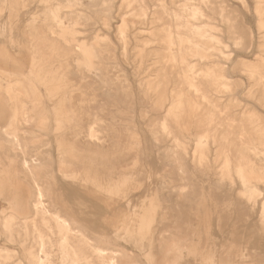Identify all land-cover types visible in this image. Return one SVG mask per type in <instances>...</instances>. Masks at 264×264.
Listing matches in <instances>:
<instances>
[{
  "label": "rangeland",
  "instance_id": "obj_1",
  "mask_svg": "<svg viewBox=\"0 0 264 264\" xmlns=\"http://www.w3.org/2000/svg\"><path fill=\"white\" fill-rule=\"evenodd\" d=\"M135 1L0 0V264H35L45 254L69 264L53 214L80 232L67 241L82 247L74 248L82 263L264 264V0H207L202 19L198 0ZM204 24L214 40L179 54L186 37L198 40L188 30ZM19 83L35 98L23 97ZM173 96H181L177 116L167 112ZM11 127L20 140L6 144ZM239 170L260 193L256 204ZM35 191L53 230L35 212ZM34 229L49 236L41 252Z\"/></svg>",
  "mask_w": 264,
  "mask_h": 264
},
{
  "label": "bare ground",
  "instance_id": "obj_2",
  "mask_svg": "<svg viewBox=\"0 0 264 264\" xmlns=\"http://www.w3.org/2000/svg\"><path fill=\"white\" fill-rule=\"evenodd\" d=\"M134 1V0H133ZM136 1H138V0H136ZM135 1V2H136ZM186 1V0H185ZM196 1V0H195ZM206 1L207 0H198V3H197V5L194 7V17L196 16L197 18H199V19H202L203 17H205L204 16V9H205V4H207L206 3ZM140 2V1H139ZM190 2V1H189ZM133 3V2H132ZM136 3H138V2H136ZM135 3V4H136ZM134 4V3H133ZM185 4V3H184ZM192 4V3H191ZM194 4H195V2H194ZM186 5V4H185ZM188 7L190 6L189 4L187 5ZM144 7V6H143ZM184 7V6H183ZM208 7V6H207ZM220 7V6H219ZM139 8V7H138ZM221 8H223V10H224V6L223 7H221ZM145 9V8H144ZM144 9H141V10H144ZM183 9V8H182ZM186 9V8H185ZM189 9V8H188ZM191 10V9H190ZM222 9H221V13H222V11H223ZM143 13H144V11H142ZM146 12V11H145ZM185 12V11H184ZM190 12V11H189ZM225 12V11H224ZM134 13H136V12H134ZM133 13V14H134ZM140 13V12H139ZM145 14V13H144ZM223 14V13H222ZM225 14V13H224ZM142 15V14H141ZM172 15V14H171ZM226 15V14H225ZM144 16V15H143ZM191 16H192V13H191ZM194 17H191L192 19L194 18ZM221 18H223V17H221ZM228 18V17H227ZM205 19V18H204ZM219 19V18H218ZM223 20H225V19H223ZM227 20V19H226ZM8 22V21H7ZM58 23V26H61L62 25V22H57ZM174 24V23H173ZM149 25V24H148ZM208 26L209 25H207V24H204V25H202V26H196V27H192V28H190L189 30H188V32H189V34H192V35H194V36H197L198 37V40H197V42H192L191 41V39L189 38V37H183V38H185V43L187 44V48H182L181 47V49H180V47H179V54H183L184 52H186V53H189V54H196V50H200L201 48H203L202 47V45L204 46V45H206V42H211V41H213L214 39L212 38V36H209L208 35V33H207V30H208ZM260 27H262V28H264V19H262L261 20V22H260ZM62 29V31H64L63 29V27L61 28ZM48 30H51V29H48ZM50 32H52V31H50ZM64 33H67L66 31L64 32ZM63 34V33H62ZM72 33H70V34H68V35H71ZM50 35H51V33H50ZM52 35H54L53 34V32H52ZM65 35V34H64ZM64 35H61L60 34V37L61 36H64ZM67 35V34H66ZM65 35V36H66ZM64 36V37H65ZM73 36H74V33H73ZM175 37V36H174ZM55 38H57V37H55ZM59 39V38H58ZM62 39V38H61ZM67 39V38H66ZM70 39H71V36H70ZM181 39H182V37H181ZM216 39H218V38H216ZM62 40H64V39H62ZM71 40H73V39H71ZM204 40H206L205 42H204ZM218 41V40H217ZM216 41V42H217ZM42 42H43V39H42ZM64 42V41H63ZM67 41H65V43H66ZM71 42H73V41H71ZM75 43H76V41H74ZM124 42V41H123ZM216 42H214V43H216ZM219 42V41H218ZM217 42V43H218ZM64 43V44H65ZM82 43V42H81ZM180 43V42H179ZM220 43V42H219ZM218 43V45L220 46V44ZM67 44V43H66ZM65 44V45H66ZM84 44V42L82 43V44H79V45H81L80 47V49H79V51H81L82 49H83V45ZM69 45V44H68ZM211 45H214L213 43L211 44ZM222 45V44H221ZM75 46V45H74ZM86 46V45H85ZM84 46V47H85ZM91 46V45H90ZM89 46V47H90ZM88 47V48H89ZM69 48V47H68ZM79 48V47H78ZM87 48V49H88ZM90 48H92V47H90ZM214 48H215V46H214ZM86 49V51H83V54L84 55H89V52H88V50ZM93 49V48H92ZM145 49V48H144ZM216 49V48H215ZM214 49V50H215ZM84 50V49H83ZM89 50H91V49H89ZM203 50H204V48H203ZM75 51V50H74ZM217 51V50H216ZM91 52H93V51H91ZM153 52V51H152ZM219 52V51H218ZM220 53V52H219ZM222 53V52H221ZM79 54V53H78ZM82 54V55H83ZM91 55V54H90ZM93 55V54H92ZM91 55V56H92ZM221 55V54H220ZM81 56V55H80ZM172 56V55H171ZM95 57V56H94ZM173 57V56H172ZM82 58V57H81ZM80 58V59H81ZM81 60H83V59H81ZM85 60V59H84ZM86 60L89 62L90 61V59L88 60V58H86ZM224 60H226V62H227V58H225ZM78 61H80V60H78ZM177 61V60H176ZM85 62V61H84ZM93 62V61H92ZM91 62V63H92ZM79 63H81V64H83V62H79ZM85 64V66H86V64H87V62L86 63H84ZM81 66H84V65H81ZM84 66V69L88 66H86L85 67ZM90 66V65H89ZM92 67H95V66H92ZM192 67V66H191ZM88 68V67H87ZM207 69V68H206ZM88 70L89 69H87V72H88ZM93 71H94V69H93ZM188 71H190V70H187V72ZM192 71V70H191ZM2 73V72H1ZM1 75H3V74H1ZM218 75V74H217ZM221 75V74H220ZM4 76H5V73H4ZM22 80L24 79V78H21ZM220 79L222 80V78L220 77ZM224 79V78H223ZM12 80V79H11ZM21 80V81H22ZM194 79L193 78H191V77H189V76H187L186 78H185V83L188 85V87L189 88H192V89H197V85L194 83V81H193ZM216 80H217V76H216ZM261 80V79H260ZM259 80V81H260ZM26 81V80H25ZM219 81V80H218ZM7 82V81H6ZM8 82H10V80L8 79ZM18 82V81H17ZM16 82V83H17ZM54 82V81H53ZM215 83H216V81H214ZM225 82V81H224ZM226 83V82H225ZM19 84H21V86H22V88H23V97H25V98H27V99H30V97H32L33 96V94L29 91V88L28 87H24L22 84L23 83H19ZM31 84V83H30ZM142 84H144V83H142ZM162 84V83H161ZM212 84V83H211ZM210 84V85H211ZM13 85V84H12ZM12 85L11 84H9L8 83V85H7V87H6V90H5V93L6 94H4L3 93V95H5L8 99H6L5 101H7L8 102V105L10 104L11 106H13L15 103H13V100L15 101V98H14V96L16 97V95H12V93H11V91L13 90V88L14 87H12ZM215 85V84H214ZM26 86V85H25ZM33 86V85H32ZM20 87V86H19ZM215 87H216V85H215ZM124 88V87H123ZM214 88V87H213ZM217 88H219V87H217ZM217 88H215V89H217ZM225 88V87H224ZM223 88V89H224ZM15 89V88H14ZM19 89V88H18ZM33 89H35V87H33L32 88V91H33ZM226 89H227V87H226ZM16 90V89H15ZM122 90V89H121ZM124 90V89H123ZM188 90V89H187ZM190 90V89H189ZM194 91V90H193ZM0 92H1V90H0ZM4 92V91H3ZM14 92V91H13ZM35 92H37V91H35ZM121 92V91H120ZM123 92V91H122ZM14 93H16V92H14ZM19 93V92H18ZM38 93V92H37ZM36 93V94H37ZM105 93V92H104ZM124 93V92H123ZM213 93V92H212ZM51 94V93H50ZM40 95V94H39ZM123 95V94H122ZM181 95V94H180ZM194 95H195V91H194ZM196 95H197V93H196ZM36 96V95H35ZM35 96H33V98H35ZM52 96V95H51ZM107 96V95H106ZM121 96V95H120ZM41 97V96H40ZM39 97V98H40ZM18 97H16V99H17ZM25 98H24V100H25ZM69 98V97H68ZM120 99H121V97H119ZM181 98V96L179 97V99ZM188 98V97H187ZM20 99H23V98H20ZM19 99V100H20ZM38 99V98H37ZM65 99H66V97H65ZM177 97H172V105H171V108H169V110L167 111L168 112V114L170 115V116H177L176 114H178L179 113V108H180V106H181V101L179 100ZM28 101V100H27ZM34 101V100H33ZM19 102H21V101H19ZM40 102V101H39ZM200 102L202 103V104H204L207 108L209 107V105H210V102L206 99V97L205 96H201V99H200ZM22 104H20V105H22V106H24L25 105V103L24 102H21ZM28 103H29V101H28ZM32 103V102H31ZM30 103V104H31ZM200 103V104H201ZM7 104V103H6ZM36 104V103H35ZM9 105V106H10ZM34 105V104H33ZM27 106V105H26ZM37 106H39V105H37ZM42 106L44 107V105L42 104ZM16 107V106H15ZM20 107V106H19ZM25 107V106H24ZM32 107V106H31ZM182 107V106H181ZM12 108H14V107H12ZM17 108V107H16ZM40 108V107H39ZM29 109V108H28ZM34 109H36V107L34 108ZM42 109V108H41ZM44 109V108H43ZM16 110V109H15ZM20 110V109H19ZM22 110V109H21ZM20 110V111H21ZM24 110H25V108H24ZM33 110V109H32ZM13 111H14V109H13ZM27 111H30V110H27ZM214 111V110H213ZM18 112V111H17ZM26 112V111H25ZM37 112H38V110H37ZM39 112H40V110H39ZM11 113V112H10ZM13 113V112H12ZM16 112H14V115L12 116V121L13 122H16V120H17V114H15ZM21 113V112H20ZM32 113H35L36 114V112L33 110L32 111ZM209 113V112H208ZM211 113V112H210ZM24 114H26V113H24ZM30 114V113H29ZM28 114V115H29ZM40 114V113H39ZM39 114L37 115V116H39ZM43 114V113H42ZM42 114H40V115H42ZM12 115V114H11ZM10 115V116H11ZM23 115V114H22ZM21 115V117H24V119H25V116H22ZM19 116V115H18ZM30 116V115H29ZM36 116V115H35ZM208 116H209V114H208ZM31 117V116H30ZM33 117V116H32ZM41 117H44L45 118V116H41ZM168 117V116H167ZM211 116H209L208 118L211 120L212 118H210ZM27 118V117H26ZM36 118H38V120H40L39 118L40 117H36ZM246 118V117H245ZM11 119V118H10ZM19 119V118H18ZM31 120H32V118H30ZM43 118H41V120H42ZM242 119V118H241ZM27 120V119H26ZM31 120H30V123H32L31 122ZM44 120V119H43ZM42 120V121H43ZM19 121V120H18ZM29 121V120H28ZM33 121V120H32ZM45 121V120H44ZM164 121V120H163ZM166 122V121H165ZM16 123H20V121L19 122H16ZM27 123H29V122H27ZM163 123V122H162ZM165 124L166 123H163V128L162 127H160L159 129L161 130V128L163 129V130H165V129H167L166 128V126H165ZM8 125V124H7ZM9 125H11V124H9ZM16 125V124H15ZM19 125H21V124H19ZM97 125V124H96ZM239 125V124H238ZM29 126V125H28ZM18 128V127H17ZM250 129V128H249ZM255 129V128H254ZM4 130H6V129H4ZM10 130H14L13 131V133H12V131H10L11 133H12V135H11V133L8 131V129L6 130V131H4V135L5 136H3V137H5V140H4V143L6 142V144L7 143H10V142H12L13 140H17V137L19 138V135H17L18 133L17 132H15V129H13V127H11V129ZM162 130V131H163ZM168 130V129H167ZM89 131V130H88ZM1 132V131H0ZM19 132V131H18ZM21 132V131H20ZM19 132V133H20ZM153 132H155V131H153ZM160 132V131H159ZM169 131H167V133H168ZM17 133V134H16ZM23 133H24V131H23ZM163 133H165V132H163ZM170 133V132H169ZM26 134V133H25ZM88 134V133H87ZM91 134V133H90ZM155 134V133H154ZM158 134V133H157ZM171 134V133H170ZM232 134V133H231ZM93 135V137L95 136V134H92ZM160 135H162V133L160 134ZM226 136V135H225ZM230 136V135H229ZM20 137H22V136H20ZM96 137V136H95ZM97 138V137H96ZM222 138V137H221ZM224 138V137H223ZM254 138V137H253ZM86 139H87V135H86ZM85 139V140H86ZM19 140H20V138H19ZM18 140V141H19ZM201 140V139H200ZM199 140V141H200ZM204 140V139H203ZM222 140V139H221ZM225 140V139H224ZM223 140V141H224ZM253 140V139H252ZM14 141V142H15ZM89 141V140H88ZM2 142V141H1ZM20 142V141H19ZM96 142V141H95ZM176 142V141H175ZM3 143V142H2ZM13 143V142H12ZM18 143V142H17ZM91 143H92V140H91ZM11 144V143H10ZM10 144H8V145H10ZM178 144H180V143H178ZM182 144V143H181ZM19 145H21V144H19ZM5 146V145H4ZM18 146V145H17ZM17 146H14V147H17ZM183 146V145H182ZM3 147V146H2ZM7 147V146H6ZM9 147H11V145L9 146ZM9 147H8V149H9ZM176 147L177 148H180V145H176ZM197 147H199V144L197 145ZM5 147H3V148H1L0 147V150L2 151V149H4ZM12 149H13V147H11ZM19 148L21 149V152H22V150H23V148H24V146H23V144H22V147H20L19 146ZM19 149V150H20ZM25 149H26V147H25ZM185 149V148H184ZM251 149V148H250ZM16 150V149H15ZM5 151H6V149H5ZM10 151H12L11 149H10ZM18 151V150H17ZM25 151V150H24ZM250 151V150H249ZM14 152V151H13ZM179 152H182V151H179ZM185 151H183L182 153H184ZM251 152V151H250ZM254 152H256V151H254ZM26 155V154H25ZM186 155V154H185ZM184 155V156H185ZM46 158H48V157H46ZM252 158H253V156H252ZM258 158V157H257ZM49 159V158H48ZM47 159V160H48ZM43 160V159H42ZM46 160V159H45ZM44 160V161H45ZM46 160V161H47ZM32 162V161H31ZM36 162H38V161H36ZM29 164V163H28ZM227 164H228V161H227ZM33 166H35V168H36V163H33L32 164ZM20 166H21V164H20ZM176 166H178L177 165V163H176ZM180 166V165H179ZM43 167V166H42ZM225 167V166H224ZM226 167H228L227 165H226ZM256 168H259V167H257V166H255ZM21 168H22V170L24 169V171H26V172H24V173H28L29 174V177H30V179L33 181V183L35 184V179H34V176L31 174V172H30V168H29V166L27 165V163L26 164H24L23 166H21ZM38 168V167H37ZM41 169H43V168H41ZM40 170V169H39ZM179 170V169H178ZM182 170V169H181ZM179 172V171H178ZM230 172V171H229ZM235 172H237V171H235ZM238 176H239V178H240V181H241V185H242V187L241 188H244V193L245 194H247V196H248V201L250 200V201H253V203H255V197H254V194L255 195H257L258 196V194H260V193H254V191L252 190V188L250 189L249 187H248V182L246 181V179H245V176H244V174H243V172L241 171V170H239L238 172ZM181 174V172L179 173V175ZM228 174V173H227ZM236 173H234V175H235ZM230 177V176H229ZM128 178V177H127ZM126 178V179H127ZM239 180V179H238ZM182 181V180H181ZM228 181V180H227ZM239 181V182H240ZM184 182H185V180H184ZM230 182V181H229ZM186 183H188V182H186ZM33 185V184H32ZM191 186V185H190ZM189 186V187H190ZM188 187V188H189ZM179 189V188H178ZM182 189V190H181ZM180 190L181 191H183V188H181ZM184 189H187V188H184ZM188 190V189H187ZM181 191H179L178 190V195H179V193L181 194ZM184 191H186V190H184ZM242 191H243V189H242ZM36 192V191H35ZM258 192V191H257ZM37 193V192H36ZM35 193V194H36ZM184 193V192H183ZM34 194V195H35ZM243 193H241V195H242ZM177 195V197L179 198V196ZM240 195V194H239ZM243 196H245V195H243ZM246 196V197H247ZM35 204H34V209H35V212H36V214L38 213V214H40V215H42L41 217H39V218H42V222L41 223H43V225L45 226V227H47L48 229H49V221H47L46 219H45V217H46V215H49V213H46V211L44 210V208H43V206H42V202H41V199H42V194H40V193H37L35 196ZM246 197H245V199H246ZM181 198V197H180ZM244 198V197H243ZM257 198V197H256ZM178 200H180V199H178ZM247 200V199H246ZM181 201H182V198H181ZM122 202V201H121ZM179 202V201H178ZM191 202H192V200H191ZM194 202V201H193ZM180 203V202H179ZM251 203V202H250ZM178 204V203H177ZM176 204V205H177ZM182 204H183V202H182ZM256 204V203H255ZM185 205V204H184ZM188 205H189V203H188ZM252 205H254V204H252ZM174 207V206H173ZM186 206H184V208H185ZM251 208H252V210H253V208L254 207H252L251 206ZM175 210V209H174ZM178 210V209H177ZM261 212V214H260V222H259V224L261 225V227L258 225V228L259 229H261L262 228V230H260L259 232H263L264 233V202L262 203V206H261V210H260ZM173 212V211H172ZM36 216H38V215H36ZM175 216V215H174ZM50 218H52L51 220L53 221V223H55V225L54 226H56V230H58V233L57 234H59L62 238L60 239V243H59V247H61V251H63V260L64 261H69V264H91V263H89L88 262V260L86 261V260H84L83 261V263H82V261H80L79 259H81V260H83L82 258H77V255H76V253L78 252V250H77V252H74V248H75V251H76V249H81L82 247H80L79 246V248H76V247H78V246H76V247H73L72 248V246H70L69 245V243H68V241H67V239L69 238L68 236H70V235H72V236H76V235H80L81 236V234H80V232L78 231V230H75V229H71L70 228V225H69V223L68 222H63L62 220L60 221V219L57 217V215H51V216H49ZM48 217V218H49ZM172 217H173V215H172ZM49 218V219H50ZM7 219V218H6ZM16 219V218H15ZM36 219V218H35ZM34 219V220H35ZM33 220V219H32ZM50 220V221H51ZM64 220V219H63ZM36 221V220H35ZM38 221V220H37ZM36 221V222H37ZM65 221V220H64ZM14 222V218L11 216V217H9V219L7 220V222L4 224L3 223V226H5L4 228H7V227H10V225L12 224ZM33 222V221H32ZM31 222V223H32ZM39 222V223H40ZM28 223V222H27ZM30 223V224H31ZM39 223L37 224V223H35V225L37 226V225H39ZM40 223V224H41ZM29 224V223H28ZM29 224V225H30ZM51 225V224H50ZM2 227V226H1ZM28 227V226H27ZM42 227V226H41ZM25 228V227H24ZM24 228L22 229V232L23 231H25L26 232V230L27 229H25L24 230ZM31 229H32V227H30ZM34 228H38V227H34ZM43 228V227H42ZM46 228V229H47ZM51 228V227H50ZM29 229V228H28ZM45 229V230H46ZM52 229V228H51ZM7 230V229H6ZM10 230V229H9ZM35 230V234H37V237L39 238V242L37 243L38 245V247H39V250H40V252L43 250V249H45L44 248V243H43V239H42V237H43V235H45V236H47L48 235V233H47V235L46 234H44V233H42V231L44 230H41V229H39V230H41V231H39L38 229H34ZM53 230V229H52ZM3 231V230H2ZM6 232V231H5ZM23 233V235L24 236H26L27 234L26 233ZM33 232V231H32ZM46 232H48V230L46 231ZM31 234V233H30ZM35 234H33V235H35ZM43 234V235H42ZM53 234V233H52ZM56 234V233H55ZM54 234V235H55ZM33 235H32V237H33ZM29 236H31V235H29ZM45 236L43 237V238H45ZM79 236V237H80ZM36 237V238H37ZM68 237V238H67ZM78 237V238H79ZM46 238H48L49 239V236H47ZM45 238V239H46ZM57 238V237H56ZM73 239H74V237H72ZM76 238V237H75ZM22 239H26V237L25 238H23L22 237ZM77 239V238H76ZM76 239H75V241H76ZM23 240V241H24ZM37 240V239H36ZM69 240H71V239H69ZM34 241V240H33ZM50 241V240H49ZM56 241H58L59 242V240H56ZM80 241V240H79ZM82 241V240H81ZM57 242V243H58ZM71 242V241H70ZM78 242V241H77ZM87 241H85V243H86ZM35 242H33V244H34ZM45 243H47V242H45ZM71 243H74V242H71ZM82 243V242H81ZM83 243H84V241H83ZM84 243V244H85ZM49 243H47L46 245H48ZM53 245H55V243L53 244ZM72 245V244H71ZM76 245V244H75ZM79 245H80V243H79ZM92 245V244H91ZM35 246V245H34ZM58 246V245H57ZM74 246V245H73ZM82 246V245H81ZM87 246V244L85 245V247ZM90 246V245H89ZM46 247V246H45ZM91 247V246H90ZM37 248V247H36ZM35 248V249H36ZM47 248V247H46ZM58 248V247H57ZM68 248H69V250H68ZM93 248V247H92ZM38 249V248H37ZM36 249V250H37ZM79 249V250H80ZM90 249V248H89ZM4 250V249H3ZM3 250H1V251H3ZM82 250V249H81ZM8 251V250H7ZM98 251V250H97ZM102 251V250H101ZM105 251V250H104ZM4 252V251H3ZM6 252V251H5ZM9 252V251H8ZM45 252H47V250H45ZM44 252V253H45ZM60 252V251H59ZM108 252V251H107ZM115 252V251H114ZM62 253V252H61ZM103 253V252H102ZM31 254V253H30ZM37 254V253H36ZM81 254V253H80ZM79 253H78V255L79 256H81L82 254L84 255V253H82L81 255H80ZM93 254H95V253H93ZM110 254V253H109ZM127 254H129V253H127ZM126 253L124 254V252H123V255H127ZM5 255V254H4ZM50 255V254H49ZM59 255H61V254H59ZM86 255H88V254H85V256ZM112 255V254H111ZM110 255V256H111ZM116 255H119V254H116ZM6 256H8V255H6ZM78 256V257H79ZM85 256H83V258L85 257ZM98 256V255H97ZM96 256V257H97ZM103 256H105V255H103ZM121 256V255H120ZM37 257V256H36ZM35 257V258H36ZM82 257V256H81ZM87 257H89V256H87ZM86 257V258H87ZM101 257V256H100ZM126 257V256H125ZM129 257V256H128ZM240 257V256H239ZM242 257V256H241ZM8 258H10L9 256H8ZM60 258V257H59ZM123 258H124V256H123ZM154 258V257H153ZM242 258H244V257H242ZM1 259V258H0ZM101 259H103L101 262L103 263V264H117L116 263V261H115V259H114V257L113 256H111L110 258H108V259H106V258H101ZM125 259L126 258H124V261H125ZM155 259H157V258H155ZM49 260H51V258H49L48 259V255L47 254H45V255H43V256H40V257H38L37 259H36V261H35V264H50V262H49ZM61 260V259H60ZM98 260H99V258H98ZM90 261V260H89ZM100 262V263H101ZM162 262V261H161ZM30 263V262H29ZM101 263V264H102ZM159 263H160V261H159Z\"/></svg>",
  "mask_w": 264,
  "mask_h": 264
}]
</instances>
